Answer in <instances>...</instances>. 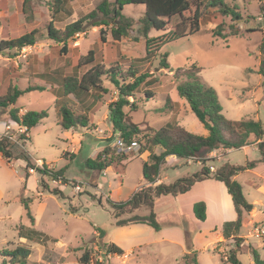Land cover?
<instances>
[{"label":"rangeland","instance_id":"1","mask_svg":"<svg viewBox=\"0 0 264 264\" xmlns=\"http://www.w3.org/2000/svg\"><path fill=\"white\" fill-rule=\"evenodd\" d=\"M103 1L112 4L114 0H65L60 14L55 16L52 15L50 0H0L2 36L13 39L32 30L37 31L34 45L0 54V97L6 95L9 87L21 90L27 87L41 88L42 90H32L22 95L16 101L15 107L47 112V117L26 132L24 128L9 121V127L0 134L1 138L9 140L16 158L11 161L9 168L0 163V183L3 184L5 195L9 197V207L0 205V264H8L5 252L17 247L30 251L26 264H80L78 258L86 248L91 250L89 264H186V261L188 264H195L191 262L193 258L196 264H225L224 260L230 248L221 245L214 252L210 245L214 238L213 226L217 225L214 217L209 215L205 222L191 221L181 211L185 206L180 202L184 200L172 202L169 200L175 197L166 195L155 202L154 213L160 231L155 232L146 225H132L130 227L134 232L123 235L121 228L114 226L118 220L132 215L143 216L148 212L145 207L140 206L132 213H125L115 220L112 218L114 211L107 205L108 198L126 202L132 194L146 187L143 185L144 161L141 157L148 160V154L138 155L140 143L145 140L142 135L135 139L137 147L134 151L122 153L116 149L114 144L119 135L118 132H113L109 123L108 105L116 100L117 90L107 76H104V84L108 92L97 104L88 127L72 130L78 134V138L75 139L73 135L67 139L64 135L66 130L57 124V109L60 106L64 105L76 113H81L82 110V106L76 104L73 97L61 101L60 106L55 107V101L63 98L60 89L63 77L77 70L80 76L87 70L83 66L77 69L76 60L79 57L92 50L96 63L104 60L106 55L107 60L101 65L107 70L118 68L125 72L133 59L143 58L145 55L139 23L144 11L142 5L124 6L122 14L132 19L133 24L127 36L119 41H113L110 35L105 43L99 40V30L106 28L109 33L113 27L111 23L108 27L90 26L78 37L74 35L64 45L48 37L47 29L51 21L55 29L62 30L66 25L92 12L97 13L94 18L101 20L102 14L97 11V7ZM223 2L238 10L240 21L232 23L228 16H221L215 8L208 7L203 11L201 28L197 34L166 43L161 48L159 54L167 55L170 69L160 68L159 55L158 60L143 67L152 74L151 78L155 82L140 86L134 96L137 101L135 110L131 111V106L124 108L132 121L139 124L140 130H144L145 126L159 129L168 122H175L172 119L178 114L182 115L183 108L186 109L187 106V113L179 122L180 125L195 135H207V131L186 103L180 101L174 104L171 101V98L180 99L175 88L177 83L185 80L184 76H179L176 80L172 74L177 69H187L195 65L200 70L197 75L200 84L215 91L221 115L225 119L259 121L264 131V78L259 74L258 49L264 23V0ZM90 20L92 19L87 20L83 26ZM219 24H222L224 34H230L231 27L237 29L238 34L225 40L214 38L212 30ZM157 35L160 32L155 30L149 34L150 37ZM114 64H117L116 67H112ZM41 74L45 77L44 84ZM129 101L132 99L129 98ZM9 109L10 107L0 108V123L8 119ZM105 115L107 118L103 119ZM0 129H4V126L0 125ZM105 144L110 147L111 156L116 158L127 155L129 161L121 173L109 168L100 172L91 171L86 167V160L95 159L101 152L100 149L106 148L103 147ZM159 151V148L157 151L153 149L155 153ZM22 154H26L31 162L27 179L25 162L19 156ZM224 157L225 161L239 167L247 165L244 151L239 148L231 150ZM43 164L48 169L63 171L62 175L68 183L53 181L52 178L42 175L39 170ZM176 164L177 168L161 166L160 176L166 177L164 183H173L178 178L191 176L199 171L197 164L188 165L186 159H179ZM210 165L215 164L205 162L206 167ZM258 165L259 170H264V161ZM241 172L242 170L238 173ZM242 190L248 202L253 197H258L254 189L243 187ZM21 199L29 201L28 206L35 219V230L43 232L45 239L42 240L45 241L40 244L18 241V227H31ZM172 208L176 211L174 216L170 215ZM256 210L259 212L260 207L256 206ZM262 223L264 225V220ZM96 227L106 234V238L98 237L99 233L94 231ZM250 231L249 226L241 228L243 241L249 247L257 245L259 253L262 254L261 245L264 243L248 236ZM108 242L121 246L124 251L136 245H141V249L140 252L134 249L125 251L122 255H111L103 247ZM232 245L234 248L233 243ZM187 246L193 248L196 254H187L188 258L184 260L183 247ZM18 259L24 261L20 256ZM238 259L241 264H250L251 256L247 251H242L238 254Z\"/></svg>","mask_w":264,"mask_h":264},{"label":"trees","instance_id":"2","mask_svg":"<svg viewBox=\"0 0 264 264\" xmlns=\"http://www.w3.org/2000/svg\"><path fill=\"white\" fill-rule=\"evenodd\" d=\"M65 0H50L52 15H59L62 10V5ZM127 5H142L144 11L139 20L140 36L144 39L143 58H135L131 61L129 69L125 72L118 68H109L107 70L103 65L95 62L94 52L88 51L86 55L79 57L76 60V67L80 69L82 66L87 70L79 76L78 70L71 75L63 77L60 83L62 90V99L55 101V107L60 106V102L69 100L73 97L77 101L76 104L82 106L81 113L71 110L64 105L57 109L58 121L57 124L63 130H71L77 128H87L90 122L89 114L92 109L102 101V96L108 92L105 87L104 76H107L108 81L116 88V100L108 105L109 123L113 132H118L119 138L124 142L130 143L142 135L144 142L140 143L138 155L146 152L149 153V161L142 164V179L146 183V187L141 188L126 202H113L107 200V205L111 211H114L113 218L116 220L125 213H132L140 206L147 209V214L144 216L132 215L131 217L115 222L114 226L124 227L127 225L143 224L147 225L155 232L160 230L159 224L156 221L154 213V201L164 195L178 196L188 192L191 187L201 180L212 177L218 182L223 183L227 193L230 195L236 219L232 222H225L222 225V237L224 240H231L234 248L228 251L225 264H241L237 256L240 252L243 239L239 237L240 229L243 224V215L252 211L253 205L248 203L243 195L241 186L234 181L233 176L246 169L245 167L233 166L228 163L221 164L213 173L205 166L206 153L218 149H238L244 146L256 144L260 153L261 160H264V131L259 121L252 119L247 120H227L221 115L215 91L207 86L200 84L198 74L199 68L195 65L187 69H177L172 75L178 80L179 76H184L185 80L176 85L177 96L183 99L188 105L190 111L196 116L198 121L207 131L206 136L195 135L186 131L176 122H168L159 129H154L150 126H145L144 130H140L139 124L132 121L130 115L124 111L125 107L131 106V111L136 109L137 101L135 95L140 86L148 85L155 82L144 66H149L153 61L158 60L161 69H170L167 63V55L159 54L161 48L170 42H174L194 34H197L201 28L204 9L210 7L215 8L221 16H228L232 23L241 20L240 13L235 7H229L224 4L223 0H114L112 4L103 1L97 11L102 14L100 22L92 27L113 25L109 33L107 29L99 30V40L101 43L107 41L108 35L113 41H119L126 37L129 29L133 24V20L125 17L122 14L124 6ZM111 7V8H109ZM97 16L96 12H92L79 18L77 21L68 24L62 30H57L53 27L52 21L48 25V37L63 45L71 39L75 34L81 33L83 24ZM54 18V16L52 17ZM230 34H224L222 24L216 25L212 30V36L225 40L229 36L238 34V30L230 28ZM152 30L160 32L156 37H150ZM261 41L259 44V74L264 78V23L261 28ZM36 30H32L17 38L1 40L0 54L8 50H20L27 46H32L36 42ZM117 64L112 65L116 67ZM111 69V70H110ZM120 70V71H119ZM146 71V72H145ZM172 70H170L171 72ZM181 73V74H180ZM42 90L41 88L27 87L24 90L15 87H9L5 96L0 97V108L10 107L8 112L9 121L25 127L30 130L35 127L42 119L47 117L46 111H26L23 115H19V109L15 107L16 101L22 95L32 91ZM149 96L148 93H145ZM152 95V94H151ZM89 98V99H86ZM129 98L132 101H129ZM74 104V102H73ZM145 136H144V135ZM136 142V141H135ZM11 143L7 138H0V156L7 162L11 163L16 159L11 149ZM160 148L161 152L156 155L153 153L154 148ZM110 147L104 148L95 159L86 160V167L91 171H103L111 168L116 173H121L129 161L127 155L121 157L111 156ZM25 162V179L29 176L28 169L31 167L30 158L26 154L19 155ZM175 156L180 159L199 158L202 164L201 170L191 177H184L176 180L171 184H159L155 187L151 185L156 181L159 174L160 166L165 162V158ZM105 157V158H101ZM42 175L52 178L53 181L68 183L62 175L63 171H54L48 169L43 164V169L39 170ZM53 192V191H52ZM55 192V190H54ZM25 216L28 219L31 227H18V236L33 242H41L43 234L37 232L33 228L34 218L31 215L29 201L21 199ZM128 209V210H127ZM131 211V212H130ZM194 216L199 221L205 220V205L203 202L195 203L192 207ZM99 233L98 237L103 238L105 233L100 229L95 230ZM43 241V240H42ZM220 245V244H218ZM107 254L122 255L123 251L113 243H108L103 246ZM80 250V249H79ZM254 264H264V258H260L255 250H250ZM30 251L17 247L12 251H6L5 256L8 259V264L16 262L18 264H26ZM24 259L22 262L18 259ZM187 260L188 255L182 257ZM91 259V250L86 248L82 255L78 258L80 264H89ZM196 264L195 259L191 261ZM186 264L187 261L185 262Z\"/></svg>","mask_w":264,"mask_h":264},{"label":"crops","instance_id":"3","mask_svg":"<svg viewBox=\"0 0 264 264\" xmlns=\"http://www.w3.org/2000/svg\"><path fill=\"white\" fill-rule=\"evenodd\" d=\"M0 11H2V10H0ZM2 35H3V29L0 28V41L1 40H8V39H6V37H4ZM94 57H95V54H94ZM103 58H104V60H102L99 64H105V61L107 60L106 55H104ZM95 61H96V59H95ZM40 78L43 80L45 77L41 74L40 75ZM42 83L43 84L45 83L44 80H43ZM7 89H8V87L6 88V90ZM22 90H24V89H22ZM171 101L174 104H178L180 101H183V103H186L181 98L179 100L176 99V98L175 99H172L171 98ZM18 108L20 110L19 115H23L26 111H28V110H25V109H21L22 107H18ZM96 109H97V105L92 109L91 113L89 114L90 121L92 119L91 115H93V113L95 112ZM187 109L188 108L186 106V109L183 108L182 115L178 114L176 116V118H173L172 119V120H174L177 123V125L181 126L179 122L183 119V117L187 113ZM106 118H107L106 115L103 116V119H106ZM7 123H9V118L6 119L4 121V123H2V122L0 123L1 126H4V129H2V130L0 129V134L1 135H2V133H4L5 129L7 127H9V125ZM16 126H19V125H16ZM19 127H21V126H19ZM182 128H184V127H182ZM72 130H75V129H71L70 131H67L66 130V132L64 133V135H65V137L67 139L72 138L73 135H75L74 136L75 139L79 137V136H77L78 134L76 132L73 133ZM0 138H1V136H0ZM106 145L107 144H105L103 147H106ZM154 149L157 151L158 147L157 148H154ZM239 149H241L242 151H244V155L246 156L245 157L246 158V164L247 165L253 164V165L252 166H248L246 169L242 170L241 173H238L237 172L233 176L232 179L234 181H236L241 186L242 189H243V187L244 188H247L248 190L249 189H254L256 191V193L258 194V197H256V198L253 197L250 202H248L246 200L248 203H250V204L253 205V209L248 214H245L244 213L242 227H245V226H249L250 227V223H252V222H261L262 223V221L264 220V170H262V169L259 170V167L260 166L258 165L259 162L264 161V160H261L260 153H259V151H258V149L256 147V144L249 145V146H244V147H241ZM102 150H103V148L100 149V151H102ZM231 150H233V149H225V148L219 147L218 149H215V150H212V151L206 153L205 157L208 159V162H211V163H214L215 164V165H210L214 169L215 168H218L223 163H228V164L233 165V166H238V165L231 164L230 162L225 161V157L224 156L227 153H229ZM160 152H161V150L159 152H156V153L153 152V153H155L156 155H158ZM146 154H148V156H149V153L148 152H146ZM141 158H142V161L149 162V157H148V160L144 156H142ZM179 159L180 158H177L175 156L166 157L165 158V162L162 165H167L169 168H177L178 166H177L176 163L179 161ZM248 160H250V161H248ZM0 163L4 164L6 167L9 168V163H7L5 160H3V158L1 156H0ZM187 164L188 165L189 164H197L199 166V171H197L194 174L199 173L200 170H201V167H202L200 163H187ZM161 166H160V168H161ZM109 169H111V168H109ZM191 176H183L181 178L191 177ZM181 178H178V179H181ZM165 179H166V177H163L162 178L160 176V169H159L158 178L151 185V187H155V186H157L159 184H166V183H164V180ZM178 179H176V180H178ZM169 184H171V183H169ZM143 185L144 186H147L146 183H144ZM166 185H168V184H166ZM242 192H243V190H242ZM131 196H133V194ZM164 196H166V195H164ZM167 196L174 197V196H171V195H167ZM130 198L131 197H129L127 200H129ZM160 198H163V196L157 198L154 201V207H155V202L157 200H160ZM108 199L111 200V201H113L110 198H108ZM175 199H172V200H169V201L178 202V201L184 200V201H181L180 202L182 204V206H185V207L181 208V211L183 213H185V215L187 217H190L191 221L192 220L199 221V220H197L195 218L194 213L192 211L193 205L195 203H198V202H203L204 205H205V220H204V222L206 220H208L209 215H211V216L214 217V222L217 225H214L213 226V229L211 228L212 229V232L214 234V238L210 242V245H212V247H213L212 248V251L215 252V250H217L218 247H220L221 245L222 246H225L227 249L228 248L231 249L233 247L231 240H224L223 237H222V225L225 222H232V221H235V219H236V213H235V210H234V206H233L231 197L227 193V190H226L225 186L223 185V183L218 182L215 179H213L212 177H210V178L201 180L199 182H196L191 187V189L188 192H186L185 194H182V195L175 196ZM113 202H117V201H113ZM0 205H1V207L5 206V205L7 207H9L8 206L9 205V197L5 195V189H4L2 183H0ZM256 206H259L260 207L259 212H257ZM175 212L176 211L172 208V211H171V214L170 215L174 216ZM0 220H2V219H0ZM8 220H9V218H8ZM200 222H203V221H200ZM35 225L36 224H35V219H34V224H33V228L34 229H36ZM136 225H143V224H136ZM130 226H132V225H127V226H124V227H119V228H121L120 231L122 232L123 235L132 234V232H134V230H132ZM128 227H130V228H128ZM96 229H99V228L96 227ZM37 231L40 232V233H43V232H41L39 230H37ZM95 233H96V231H95ZM201 233L202 232H200V234ZM239 237L243 239L244 238V235H242L241 232H240L239 233ZM105 238H106V234H105ZM21 240L22 241L29 242V243H32L34 245L40 244V241L39 242H33V241H29V240H27L25 238H20L18 236V241H21ZM44 241H45L44 239H43V241L41 240V242H44ZM108 243H112V242H108ZM224 243H226V244H224ZM113 244H115V243H113ZM217 244H220V245L215 246ZM115 245L117 247H119L123 251V253L125 251L128 252V251H131V250H134V249H137L138 252H140V249H141V245H136V246H133V247L129 248L128 250H125L124 251V249L121 246H119L117 244H115ZM261 246H262V250H263V253H264V244H262ZM183 249H184V251L182 253L183 255L190 254V253L196 254L195 251H194V249L191 248V247H188L187 246V248H184L183 247ZM252 249L255 250L259 254L260 258H264V254L263 253L262 254L259 253V249H258V246L257 245H251V247H249V245H246V242H244V241L241 244L240 252L247 251L250 254V250H252ZM250 256H251V254H250ZM28 258H30V255L28 256ZM196 258H197V256H196ZM237 258H238V256H237ZM250 264H254L252 256H251V259H250Z\"/></svg>","mask_w":264,"mask_h":264},{"label":"built area","instance_id":"4","mask_svg":"<svg viewBox=\"0 0 264 264\" xmlns=\"http://www.w3.org/2000/svg\"><path fill=\"white\" fill-rule=\"evenodd\" d=\"M79 34L80 33L75 34V37H78ZM20 128H24V132L27 131L25 127H20ZM114 145H115L116 149L122 153H130V152L134 151L137 147V143L135 141H132L128 144V143L124 142L119 137H118V139L115 140ZM205 159H207V158L205 157ZM186 162L187 163H200L201 164L199 158H189V159H186ZM201 166H202V164H201ZM208 168H209L211 173H213L215 171V169L212 166H209ZM42 169H43V167H42ZM28 171H29V169H28ZM30 171H32V170H30ZM250 228H251V231L248 233V236H253L254 239L260 240L264 243V225H263V223L252 222V223H250Z\"/></svg>","mask_w":264,"mask_h":264},{"label":"water","instance_id":"5","mask_svg":"<svg viewBox=\"0 0 264 264\" xmlns=\"http://www.w3.org/2000/svg\"><path fill=\"white\" fill-rule=\"evenodd\" d=\"M99 18H93L92 20L88 21L83 27L82 31H85L88 27L93 26L94 24L99 22Z\"/></svg>","mask_w":264,"mask_h":264}]
</instances>
